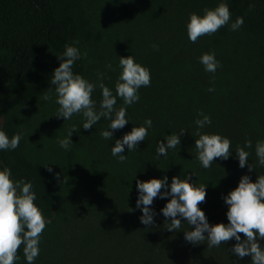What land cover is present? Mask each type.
Listing matches in <instances>:
<instances>
[{
  "label": "trees",
  "instance_id": "trees-1",
  "mask_svg": "<svg viewBox=\"0 0 264 264\" xmlns=\"http://www.w3.org/2000/svg\"><path fill=\"white\" fill-rule=\"evenodd\" d=\"M220 3L229 7V23L191 42L190 15L202 17ZM238 17L244 24L233 31ZM65 45L81 54L73 73L97 85L92 93L97 111L98 74L116 95L120 57L133 56L150 70L151 84L138 90V102L127 106L117 96L115 108L127 109L124 128L111 130L110 120L101 118L86 130L82 113L68 120L56 116L60 106L51 79ZM205 53H215L220 62L215 73L200 63ZM201 112L211 118L201 134L231 141L232 155L207 169L196 159L195 121L203 118ZM149 118L146 140L134 151L125 146L127 160L119 162L111 153L116 140L134 126L147 127ZM72 128L77 131L66 150L58 140ZM0 130L9 139L22 136L17 149L0 150V170L8 167L14 181L32 184L34 203L50 221L34 264H251L250 256L241 259L231 251L235 238L219 247L208 248L207 240L193 245L185 232L195 226L183 218L179 230L167 231L161 210L170 196L154 199L153 227L142 224L137 182L167 176L170 186L173 177L190 176L189 183L206 186L199 207L215 225L229 223L222 197L242 176L256 182L264 175L256 156L257 142H264V0H0ZM104 130L113 131V138L105 140ZM181 130L180 145L158 156L159 143L166 145L167 136ZM248 140L251 172L247 165L240 168L235 153ZM258 242L264 248V240ZM18 257L15 264H27L23 246Z\"/></svg>",
  "mask_w": 264,
  "mask_h": 264
},
{
  "label": "clouds",
  "instance_id": "clouds-1",
  "mask_svg": "<svg viewBox=\"0 0 264 264\" xmlns=\"http://www.w3.org/2000/svg\"><path fill=\"white\" fill-rule=\"evenodd\" d=\"M201 17L196 13L190 15L187 24V35L191 42L195 43L202 36H212L222 27L227 25L231 19V13L226 3H220L215 9H205ZM244 24L243 17H238L231 24V30L236 31ZM155 47V46H154ZM65 51L57 58L61 60L52 75L51 84L55 85L57 93L56 103L60 106L57 117L64 120L71 119L74 114L82 113L85 122L84 129H91L101 118L110 120L109 129L119 130L128 124L126 119V107L115 108L117 96L123 100L124 105L130 106L139 101L138 90L141 87H148L151 84L150 70L139 63H136L133 56L120 57L119 65L122 72L115 85L116 95L103 83V74H98L100 80L99 88L102 90L100 110H96L92 93L97 87L79 74L72 71L76 60L81 58L79 49L65 45ZM55 54V53H54ZM56 55V54H55ZM86 55V53H85ZM205 71L215 73L220 62L216 59L215 53H205L200 58ZM111 68V65H108ZM214 91V88H209ZM45 100H50L51 95H45ZM202 119L195 121L197 125L195 148L196 159L202 167L210 168L217 158L228 159L232 153L231 141L219 134H201L199 129L211 124V118L203 112L199 113ZM145 126L133 127L131 132L125 134L122 139H117L112 147L113 156L119 157V162L124 163L127 156L122 155L127 146L129 152L137 149L140 142L146 140L148 128L152 127V120H145ZM72 128L68 137L59 139L60 147L68 150L73 143L71 136ZM185 133L181 130L179 134L167 136V144L159 143L157 148L158 156H167L169 149H175L180 145V136ZM101 136L105 140L113 138V131L104 130ZM22 136L15 134L11 139L0 130V150H15L19 147ZM252 146L251 140L246 141L244 147H237L236 156L239 159L240 168L248 166L249 171H254L253 165L249 164V152L245 147ZM256 156L258 164L264 166V142H257ZM2 163V162H0ZM51 171V168H49ZM190 176L186 179L173 177L171 185L168 184V177L163 179H150L138 181L137 188L139 196L137 208L142 207L141 223L152 228L155 224L153 219L156 213L151 208L155 198L161 199L171 197L166 206L161 210L166 218L164 228L169 232L181 228L182 219L187 221L194 230L185 232L186 241L193 245L202 244L207 240L208 248L219 247L222 243L235 238L237 243L231 251L238 257H251V264H264V248L258 240H264V175H259L256 182H252L248 175L242 176L238 187L230 191L227 196L222 197L229 206L227 218L229 223H218L211 225L206 214L199 205L206 201V186H195L189 183ZM170 187V191H167ZM32 184L24 180L14 181L11 169L4 167L0 170V264H15L18 260V251L23 246V254L27 264H34L39 256V244L41 236L50 222L47 220L39 207L34 203L36 194L32 190ZM162 189L166 191L162 192ZM170 219V223L168 220ZM207 233V235H205ZM243 234L246 239L241 240Z\"/></svg>",
  "mask_w": 264,
  "mask_h": 264
},
{
  "label": "rangeland",
  "instance_id": "rangeland-1",
  "mask_svg": "<svg viewBox=\"0 0 264 264\" xmlns=\"http://www.w3.org/2000/svg\"><path fill=\"white\" fill-rule=\"evenodd\" d=\"M56 257H57V258L59 257V253H58V252H56Z\"/></svg>",
  "mask_w": 264,
  "mask_h": 264
}]
</instances>
